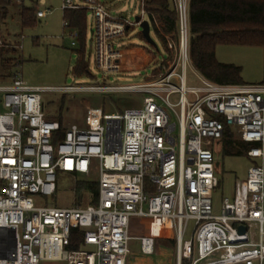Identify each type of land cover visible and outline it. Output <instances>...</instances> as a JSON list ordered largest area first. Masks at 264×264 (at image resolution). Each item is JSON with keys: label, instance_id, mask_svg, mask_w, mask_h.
I'll return each mask as SVG.
<instances>
[{"label": "built area", "instance_id": "2783aa9c", "mask_svg": "<svg viewBox=\"0 0 264 264\" xmlns=\"http://www.w3.org/2000/svg\"><path fill=\"white\" fill-rule=\"evenodd\" d=\"M169 1L177 40H167L174 62L160 65L162 75L134 84L59 87L141 92V106L119 113L88 105L86 126L66 128L45 113L48 88L26 83L19 71L0 86V264H128L133 238L144 255L157 248L153 235L131 234L135 217L174 234L177 264L264 260V83H218L195 70L198 83L188 85L191 0ZM139 2L134 21L101 0H62V8L92 14L96 62L112 71L122 69L126 56L115 40L149 20L145 0ZM49 12L38 8L36 16ZM64 26L70 27L67 19ZM70 35L77 37V30ZM2 47L21 44L0 31ZM225 136L260 162L236 180L233 195L214 213L216 156ZM59 171L96 180V201L37 205L35 195L56 192Z\"/></svg>", "mask_w": 264, "mask_h": 264}, {"label": "rangeland", "instance_id": "374dc122", "mask_svg": "<svg viewBox=\"0 0 264 264\" xmlns=\"http://www.w3.org/2000/svg\"><path fill=\"white\" fill-rule=\"evenodd\" d=\"M110 10L120 13L134 21L140 14L139 0H101ZM37 2V3H36ZM18 5L11 6L6 21L0 31L9 40L17 38L21 47L14 54L19 64H14L8 70L9 76H2L0 71V86L10 82L12 73L19 71L23 80L30 85L48 88L42 92L44 110L48 118L61 119L64 127L72 123L86 126L87 106L102 107L106 112H124L126 108L139 107L143 103L144 93L124 90H97V89H59L63 86H98L102 84L125 85L142 83L162 75L160 65L167 67L174 62V49L171 51L166 44L156 36L154 29L150 35L156 44L143 38L140 26L131 27L127 34L116 39L115 42L126 52L129 48H139L147 57L134 54L130 59L128 52L123 59V67L119 70L107 71L98 66L95 57V41L93 37L94 21L88 12L85 27V54L88 62V71L77 73L80 37H72L73 27L64 26V10L62 0H18ZM34 4L36 9L50 8L44 18L39 19L33 26L21 27L19 8ZM22 36V38H21ZM168 38L174 41L171 35ZM76 44L73 45L72 42ZM216 58L223 63H233L241 67L240 83H264V45H236L218 44ZM171 61L168 65L166 62ZM195 67L190 66L187 71V84H197ZM11 73V75H10ZM4 92L0 91V110L5 108L2 103ZM176 97L172 101H176ZM176 119V118H175ZM222 148L216 156L218 162L217 176L219 186L213 197L214 213L221 210L225 196H232L237 179H245L250 165L259 163V158L247 155V147L235 143V138L225 136L222 139ZM239 150V151H238ZM238 151V152H237ZM93 177V176H92ZM88 179L84 174H69L58 172L57 190L53 195H35L37 205L54 207H71L93 203V195L78 187L80 180ZM193 222H190L192 225ZM133 236L151 234L156 238L157 248L154 254H132L129 257L132 263L146 261V264H176V241L171 231L158 228L156 223L147 218H133L131 227ZM185 239L191 238V232L185 234ZM139 241L133 239L131 248L138 246ZM174 250V251H172ZM135 256V257H134ZM132 257V258H131ZM137 257V258H136ZM55 264V263H46ZM182 264H189L184 260ZM264 264V260L262 262Z\"/></svg>", "mask_w": 264, "mask_h": 264}, {"label": "trees", "instance_id": "16d2710c", "mask_svg": "<svg viewBox=\"0 0 264 264\" xmlns=\"http://www.w3.org/2000/svg\"><path fill=\"white\" fill-rule=\"evenodd\" d=\"M17 3L18 0H0V29L8 17L9 8L18 5ZM19 6L21 27L33 26L39 22L35 5ZM145 8L158 39L167 46V35H171L176 42V11L170 1L145 0ZM87 14V10L81 8L65 10L63 15L69 25L77 30L82 43L77 64L79 74L88 71L85 54ZM190 25V53L195 69L214 82L240 83L241 67L218 61L216 47L218 44L264 45V0H191ZM16 52L17 49L13 47L0 48V71L4 70L2 76L5 78L9 76L11 66L19 64ZM166 63L169 65L171 61ZM239 145L245 146L242 143ZM78 187L91 193L93 201H96V180H80ZM145 262L137 260L132 264H146Z\"/></svg>", "mask_w": 264, "mask_h": 264}, {"label": "crops", "instance_id": "0c3cea01", "mask_svg": "<svg viewBox=\"0 0 264 264\" xmlns=\"http://www.w3.org/2000/svg\"><path fill=\"white\" fill-rule=\"evenodd\" d=\"M45 0H42V2H44ZM37 3V2H36ZM32 5H34V4H32ZM31 6V5H30ZM39 8V7H38ZM40 19V18H39ZM70 27H72V26H70ZM151 29H152V27H151ZM13 39H15V38H13ZM128 52V54L131 56L130 57V59L132 58V56L134 55V54H138V55H142V57L145 59L146 57H147V55H145V52L142 50V49H139V48H135V49H133V48H129V49H127V51H126V53ZM58 120H60V119H58ZM136 237L137 236H140V235H135ZM173 239H175L174 237H172ZM133 239H137V238H133ZM132 239V240H133ZM131 240V241H132ZM138 240V239H137ZM131 241H130V248H131ZM139 241V240H138ZM175 250H176V248H175ZM172 251H174V250H172ZM142 254L141 252H140V244H138V246L136 247V248H134V249H132L131 248V254H132V257H133V255H137V254ZM144 255V254H143ZM146 256H148V255H146ZM131 257V258H132ZM135 257V256H134ZM137 258V257H136ZM137 260H138V258H137ZM263 262V261H262ZM262 262H260V261H255V263L254 264H262ZM130 264H132V261H131V259H130V262H129ZM177 264V263H176Z\"/></svg>", "mask_w": 264, "mask_h": 264}, {"label": "water", "instance_id": "95a60500", "mask_svg": "<svg viewBox=\"0 0 264 264\" xmlns=\"http://www.w3.org/2000/svg\"><path fill=\"white\" fill-rule=\"evenodd\" d=\"M136 19H139L138 16L136 17ZM141 28H142V34L145 37V39L152 44H156L150 35V22H149V20H144L141 23ZM217 164H218V162H217ZM240 231H245V227L241 226Z\"/></svg>", "mask_w": 264, "mask_h": 264}]
</instances>
